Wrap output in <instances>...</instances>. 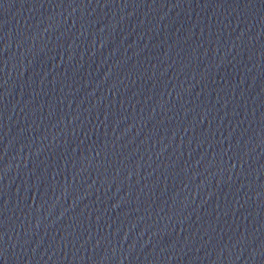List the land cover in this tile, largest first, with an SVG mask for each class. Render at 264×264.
Listing matches in <instances>:
<instances>
[{
    "label": "water",
    "instance_id": "water-1",
    "mask_svg": "<svg viewBox=\"0 0 264 264\" xmlns=\"http://www.w3.org/2000/svg\"><path fill=\"white\" fill-rule=\"evenodd\" d=\"M62 264H264V0H42Z\"/></svg>",
    "mask_w": 264,
    "mask_h": 264
}]
</instances>
